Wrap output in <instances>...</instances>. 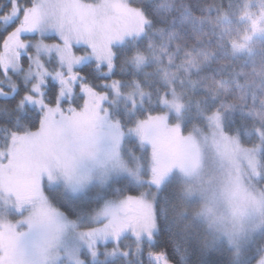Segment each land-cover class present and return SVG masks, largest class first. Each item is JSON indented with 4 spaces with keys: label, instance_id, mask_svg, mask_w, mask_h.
<instances>
[{
    "label": "snow or ice",
    "instance_id": "snow-or-ice-1",
    "mask_svg": "<svg viewBox=\"0 0 264 264\" xmlns=\"http://www.w3.org/2000/svg\"><path fill=\"white\" fill-rule=\"evenodd\" d=\"M170 10L165 0L154 9ZM201 12L189 42L154 29L141 0L0 3V264H145L143 256L189 264L194 253L196 264H219L217 255L225 264H264V226L234 249L201 246L177 219L168 227L179 260L154 247L157 205L175 195L165 182L177 164L166 138L179 132L169 120L185 107V84L207 93L202 103L218 123L237 107L221 89L227 95L233 77L243 87L232 61L243 50L254 55L249 42L264 35V0H208ZM233 18L248 22L240 39ZM205 24L215 43L202 42ZM245 134L257 139L251 179L264 182V131ZM128 141L136 151L125 160ZM61 203L67 211L54 206ZM25 212L18 224L6 222ZM69 229L63 255L45 259Z\"/></svg>",
    "mask_w": 264,
    "mask_h": 264
},
{
    "label": "rangeland",
    "instance_id": "rangeland-1",
    "mask_svg": "<svg viewBox=\"0 0 264 264\" xmlns=\"http://www.w3.org/2000/svg\"><path fill=\"white\" fill-rule=\"evenodd\" d=\"M147 0H141L146 2ZM149 1V0H148ZM178 1V7H183L182 0ZM175 2H166L165 8L169 6V12L160 13V16L170 15L174 12ZM256 6L253 5V11ZM184 14V15H183ZM194 13L187 11L182 13L180 24L173 27L179 30L184 28L182 35L189 42L194 40V30L196 22ZM202 14V13H201ZM200 14H197L199 16ZM233 36L240 39L242 34L248 30V22L233 18ZM212 26L204 25L203 32L199 33L202 42L207 41ZM215 43V36L210 37ZM250 46L255 51L264 48V35H256ZM247 50L238 53L236 58L251 57ZM262 53V58L263 57ZM245 81L255 85L257 76L254 72L247 73ZM185 88L191 87L187 84ZM184 109L178 116H170L169 126H179V132L174 136L167 137L166 143L174 154L177 164L169 171L165 177V182L174 179L176 191L182 202L184 215L188 216L189 227L204 244L212 246L216 244L222 247L231 245L234 249L242 247L243 243L250 238L261 226H264V189L260 190L256 182L251 179L250 167L254 166L257 159L251 151L253 148H246L241 145L238 139L227 135L222 126V113L219 122H215L210 117L207 120L205 129H195L188 134H183ZM259 117L264 120V106L259 109ZM177 150L175 155L173 145ZM174 149V150H173ZM130 150L123 145L121 156L129 160ZM249 157L253 163L250 164ZM259 170L257 169V172ZM98 186L93 185L88 193L94 195ZM31 213L25 212L24 216L10 215L6 222L16 225L26 219ZM19 232L27 231V226L20 227ZM72 238L71 230L61 234L58 241H54L47 249L45 259L62 256V247L65 242ZM29 258L32 256L30 254Z\"/></svg>",
    "mask_w": 264,
    "mask_h": 264
},
{
    "label": "trees",
    "instance_id": "trees-1",
    "mask_svg": "<svg viewBox=\"0 0 264 264\" xmlns=\"http://www.w3.org/2000/svg\"><path fill=\"white\" fill-rule=\"evenodd\" d=\"M175 2L177 5H174V12H171L170 15H163L157 14L154 9L160 5L161 0H147L143 2V8L145 12L151 17L152 19V27L162 28L165 31H177L182 36L185 34L184 28L182 27L179 30L173 27L174 24H180L182 20V13H186L187 11H191L194 14L192 16H197V14L201 15V8L204 4L208 3V0H182L183 7H178V1L176 0H165L166 2ZM4 0H0V3H3ZM218 3H222L227 6L228 0H217ZM186 30V28H185ZM197 30V26L195 30ZM204 30V27H203ZM212 29L210 30L211 35ZM211 35L210 37H212ZM208 38L207 41H204L207 44L209 41L214 43L211 38ZM259 50V49H258ZM256 50L254 55L251 57H240L235 58L232 61L233 68L236 72L239 73L238 80L243 87H237L236 78L233 77L229 82L230 92L225 95L223 89H221V96L226 100L228 103H236L237 107L235 109H228L226 112L222 111V126L224 132L232 136L241 143L242 146L246 148H254L257 146V139L256 135L248 136L245 134L246 131L255 130L256 133L264 131V120H262L258 115L259 109H261L264 104L261 103L264 100V77L260 75L262 71H264V58H262V53L264 55V51ZM264 57V56H263ZM151 71V69H149ZM254 72L255 76H257V81L254 86L252 83L245 81V76L247 73ZM193 79L197 78V75L194 73L192 76ZM179 88V85H176ZM201 86H197L196 91H192L191 88H185V100L186 104L184 107V112L182 117H184V125H183V134H188L189 132L195 129H205L208 117L212 115L214 112L211 107L205 106L202 102L206 99L207 93L200 90ZM255 94V101H253L252 96ZM244 95V99L241 100L240 96ZM191 100L192 103L188 104L187 101ZM243 109V114L241 112ZM175 146V147H174ZM125 147L128 150L136 151L135 142L128 141L125 142ZM174 149L177 148L176 145H173ZM173 149V150H174ZM175 155L177 150H174ZM174 155V154H173ZM170 185L171 192H174L175 195L169 197L168 202H164L161 199L160 203L157 205L156 212H157V219L159 223V232L157 233V238L154 244V247L157 249L163 248L168 251L169 257L174 261H178L179 257L176 256L174 249L172 248L171 242V232L168 226L172 225L173 222L179 219L180 223L184 225L190 234L193 236L198 237L196 234L189 227V217L184 215L182 209V202L180 196L176 193L179 189L175 187L174 179H169L166 181ZM257 187L260 190L264 189V182L257 183ZM57 208H60L61 211L67 209L61 203L54 205ZM69 219L74 220L75 218L69 217ZM201 246L204 244L202 243L201 239L198 237ZM198 253H194L193 256L189 260V264H196V257ZM145 264H147L148 258L143 256ZM215 259L218 260L219 264H225L226 256L217 255ZM117 264H121L120 261Z\"/></svg>",
    "mask_w": 264,
    "mask_h": 264
},
{
    "label": "flooded vegetation",
    "instance_id": "flooded-vegetation-1",
    "mask_svg": "<svg viewBox=\"0 0 264 264\" xmlns=\"http://www.w3.org/2000/svg\"><path fill=\"white\" fill-rule=\"evenodd\" d=\"M146 258H147V256H146Z\"/></svg>",
    "mask_w": 264,
    "mask_h": 264
}]
</instances>
